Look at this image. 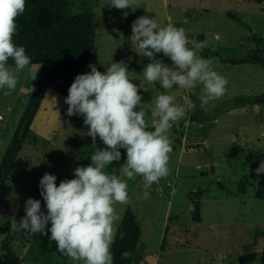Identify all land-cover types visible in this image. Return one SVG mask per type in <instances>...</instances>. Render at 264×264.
Segmentation results:
<instances>
[{"label":"rangeland","instance_id":"374dc122","mask_svg":"<svg viewBox=\"0 0 264 264\" xmlns=\"http://www.w3.org/2000/svg\"><path fill=\"white\" fill-rule=\"evenodd\" d=\"M68 1L72 14L89 9L97 22L104 18L95 28L82 74L90 72L89 64L102 73L112 62L127 64L120 37L130 27L125 26L127 9L109 7L110 0ZM199 2L205 7L198 8L193 2L185 8L182 0H141L139 8H129L132 23L146 16L167 24L165 12H174L180 21L170 23L185 29L190 48L192 34H201L206 47L223 58L224 62H214L213 68L228 84L225 95L207 105L198 99L201 85L165 93L158 84H146L137 76L151 61L135 53L139 66L128 67V75L132 83H142L139 94L148 124L154 119L152 100L161 93L174 96L177 104H182L181 97L187 95L193 106L174 124L176 131L170 129L168 133L172 141L168 175L148 189V199L143 197L140 177L127 181L129 203L116 205V210L122 215L130 208L135 216L140 230L136 249L143 256L141 264H236L238 252L246 244L249 247L244 252H255L246 264H258L264 237H258L254 244L249 242L255 228L264 229V199L253 195L255 169L264 161V102L241 105L230 99H254L264 91V0ZM181 5L183 13L177 7ZM255 35L260 36L258 61L251 59ZM127 43L124 41L126 49ZM241 57L244 61L225 60ZM157 59L171 66L163 53L157 54ZM29 69L37 71L34 80ZM29 69L20 74L11 95L0 91V225L17 223L15 235L7 244L18 258L14 264H73L57 251L50 233L30 235L18 222L25 215L24 202L28 198L40 200L46 214L39 189L45 173L54 174L58 186L61 180L75 178L73 169L87 166L91 154L104 147L93 145L91 137L85 135L87 126L82 116H67L65 97L44 84L39 77L40 66L30 64ZM180 134L189 144L181 146ZM119 151L120 161L106 167L107 172L115 170L118 176L126 160V150ZM198 190V221L194 222L191 202ZM5 238L6 234L0 233V241ZM4 253L0 244V264H10ZM135 259L127 264H137Z\"/></svg>","mask_w":264,"mask_h":264},{"label":"clouds","instance_id":"9594fccd","mask_svg":"<svg viewBox=\"0 0 264 264\" xmlns=\"http://www.w3.org/2000/svg\"><path fill=\"white\" fill-rule=\"evenodd\" d=\"M141 0H110L109 7L116 9L139 8ZM25 11V0H0V91L11 95L19 82V76L29 69L31 59L23 46L13 43L17 31L16 18ZM130 42L135 52L147 57L148 63L141 76L146 84L170 91L179 88L191 90L202 86L198 96L202 105L216 101L225 95L228 80L213 68V58H202L199 51L206 43L189 40L185 29L172 23L160 24L155 18L141 16L131 25ZM163 53L171 61L166 65L157 54ZM13 62L9 64V60ZM90 72L78 74L68 88L64 99L66 114L82 116L87 126L85 135L95 145L97 137L105 145L95 150L87 166L73 169V179L56 184L54 174L45 173L39 181L40 196L45 202L28 198L24 202L25 215L19 227L30 235H47L55 241L57 251L73 264H113L111 246L116 239L121 215L116 205L129 203L128 183L140 177L144 186V199L148 189L169 173L168 162L172 152L169 131L175 123L185 118L193 106L192 100L182 96L177 104L172 95L156 96L149 130L146 112L139 94L142 83H132L128 66L123 61L112 62L105 72L89 64ZM33 80L36 73L31 72ZM119 149L126 150L125 163L119 167L120 175L106 171V167L121 159ZM259 177L264 173V161L255 169ZM50 223V227L47 225ZM13 230L17 223H13ZM123 238V234H121ZM122 259L130 256L123 252Z\"/></svg>","mask_w":264,"mask_h":264},{"label":"trees","instance_id":"16d2710c","mask_svg":"<svg viewBox=\"0 0 264 264\" xmlns=\"http://www.w3.org/2000/svg\"><path fill=\"white\" fill-rule=\"evenodd\" d=\"M91 10L86 9L79 13H71L68 0H25V11L16 18L17 31L13 36V43L17 46H23L31 59V64L40 66L39 77L44 84L53 91L66 97L68 88L78 74H82L84 66L88 60L95 28L102 19L96 21L93 18ZM129 9H127L125 26L129 23ZM126 38L125 33L123 35ZM260 36L252 37L253 48L252 61H258L257 46ZM192 40L197 43L202 41L201 34L192 35ZM202 58H213L215 62H224L218 52L214 49L204 47L199 51ZM248 57V56H247ZM244 61L234 59L232 62ZM13 62L9 60L11 65ZM231 102L244 105L247 102L261 104L264 102V91L251 97H234ZM176 126L171 129L176 131ZM96 145L105 147L97 137ZM201 191L198 190L196 198L192 199V220L198 221V196ZM255 198L264 199V173L260 174L259 185L253 190ZM118 223L116 239L111 246L113 255V264H127L136 254V243L139 238V227L134 214L130 208H126ZM16 230V229H15ZM12 224L5 222L0 225V233H5L6 238L0 241L1 248L5 251L3 257L8 263L14 264L18 258L12 255L11 249L7 246L9 240L15 235ZM123 234V238H121ZM258 237H264V229L255 228L250 234L251 241L254 244ZM243 251L249 247L243 246ZM128 252L130 256L122 259V253ZM258 264H264V248L261 249Z\"/></svg>","mask_w":264,"mask_h":264},{"label":"crops","instance_id":"0c3cea01","mask_svg":"<svg viewBox=\"0 0 264 264\" xmlns=\"http://www.w3.org/2000/svg\"><path fill=\"white\" fill-rule=\"evenodd\" d=\"M183 2H185V8L186 7H188L189 6V3H195V5H196V7H205L204 5L205 4H202L201 2H199L200 0H182ZM177 2H178V0H177ZM177 7H179V11L180 12H184V10H185V8L183 7V5H181V6H177ZM93 13V12H92ZM104 19V18H103ZM176 19H178V16L177 15H175V13L173 12V13H169V12H165V22L166 23H169L170 21H176ZM179 21H180V19H178ZM125 22H126V15H125ZM128 24H130V27H127V30L124 32L125 33V36H126V38L124 39V37H123V35H124V33H121V35H120V37H121V46H123V53L124 54H126L125 56L127 57L126 58V61H127V66L128 67H130V66H139V64L137 63V62H135V59H136V57H135V53L136 52H134V49L133 48H135V46L134 45H132L131 44V47H130V37H131V35H132V32H131V24H132V18H131V15H130V19H129V23ZM119 27V29H120V25L118 26ZM96 30L97 29H95V32H96ZM115 30L116 31H119L118 30V28L117 27H115ZM192 35H194V34H192ZM191 40H192V36H191ZM124 41H126V42H128L127 43V47H129L128 49H126L124 46L126 45V44H124ZM193 41V40H192ZM129 44V45H128ZM90 55V54H89ZM200 56V55H199ZM124 56L122 55V56H120V58H123ZM201 57V56H200ZM221 58V57H220ZM223 59V58H222ZM226 60V62H229V63H231L232 61H233V59L232 60H227V59H225ZM8 107V106H7ZM200 113L202 114L203 113V111H200ZM215 119V118H214ZM151 121H152V119H151ZM151 121H150V124H148V127H149V130L151 129ZM186 121V120H185ZM191 121H193V120H191ZM154 130V129H153ZM194 142H197V140H195ZM180 144H181V146L183 145L184 146V144H189V142H187V139L184 137V135L183 134H180ZM195 149V148H194ZM187 150H190L189 148H187ZM192 151V150H191ZM194 222H197V221H194ZM140 234V233H139ZM138 242V241H137ZM136 245H137V243H136ZM163 245H164V242H163V239H162V241H161V245H160V249H162V247H163ZM251 253H252V256L250 257V259H252V257L254 256V251L251 249V250H249ZM244 251H242V250H240L238 253L239 254H241V253H243ZM136 255L137 256H134V258H132V259H135L136 260V263L138 264H141V259L143 258V256L139 253L138 254V251H137V249H136ZM235 259V258H234ZM233 260V259H232ZM248 261H249V259L244 263V264H246V263H248ZM130 262V261H129ZM128 262V263H129ZM146 263V262H145ZM144 263V264H145Z\"/></svg>","mask_w":264,"mask_h":264},{"label":"water","instance_id":"95a60500","mask_svg":"<svg viewBox=\"0 0 264 264\" xmlns=\"http://www.w3.org/2000/svg\"><path fill=\"white\" fill-rule=\"evenodd\" d=\"M251 256L252 253L250 251L241 253L236 258V264H244Z\"/></svg>","mask_w":264,"mask_h":264}]
</instances>
